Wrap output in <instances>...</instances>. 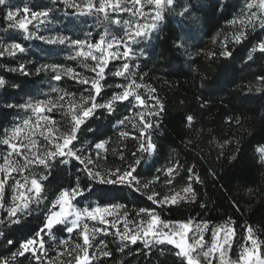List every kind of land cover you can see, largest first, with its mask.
I'll return each instance as SVG.
<instances>
[{
	"label": "trees",
	"instance_id": "1",
	"mask_svg": "<svg viewBox=\"0 0 264 264\" xmlns=\"http://www.w3.org/2000/svg\"><path fill=\"white\" fill-rule=\"evenodd\" d=\"M31 4L40 5V9L49 5L47 0H31ZM186 6L193 12L191 21L179 15ZM241 8L240 0H174L167 7L157 30L141 46L135 70L143 90L163 105L162 110L157 105L159 115L149 121L153 125L149 129L151 141L156 145L154 156L149 159L147 150H139L140 134L121 139L119 121L127 111L126 103L111 112L96 109L77 133V142L87 149H93L96 142H106V151L96 161L104 173L126 168L140 158L141 164L133 173L138 175L140 190L93 182L75 159L68 164L55 162L40 176L47 177L42 181L43 200L18 223L0 224L4 233L0 237V258L9 257L20 242L40 232L53 198L77 185L91 188L83 195L89 204H122L133 212L148 207L165 220L226 224L235 233L234 253L247 242L248 225L264 254V165L257 151L264 146V51H253L264 40V28H241ZM58 24L63 26L61 19ZM6 26L0 8V27ZM73 30L82 36L79 25ZM241 31L244 36L236 42ZM225 47L230 57L220 55ZM104 76L102 82L107 86L96 95V103H106L117 90L106 72ZM3 77L7 87L0 97L6 103L19 99L34 84L31 77L12 71L4 72ZM62 84L76 96L82 92V86L70 81ZM142 97L146 98L144 94ZM9 116L7 107H1L0 132ZM168 167L173 168L171 183ZM156 176L159 178L154 179ZM145 183L148 188L143 187ZM189 185L193 192L176 204L160 207L147 200L146 194L154 192L162 198L171 192H184ZM193 193L195 200L191 199ZM53 232L59 239L69 236L62 225L54 227ZM138 247L119 251L118 245L109 243L106 250L111 256L103 257L100 264H180L173 257L147 255L142 249L136 252ZM67 248L63 249L66 256L75 254ZM11 264L31 261L18 257Z\"/></svg>",
	"mask_w": 264,
	"mask_h": 264
},
{
	"label": "snow or ice",
	"instance_id": "2",
	"mask_svg": "<svg viewBox=\"0 0 264 264\" xmlns=\"http://www.w3.org/2000/svg\"><path fill=\"white\" fill-rule=\"evenodd\" d=\"M56 0H53L55 3ZM63 2L67 5L68 8L73 9L71 13H66V15L75 16L79 15H97L103 13V20L114 22L117 25H123L126 27V31L122 36L118 39H113L106 43L105 37L100 36L98 42H92V33H88L87 40L81 39H73L69 35H51V36H43L37 35L36 39L44 41L48 45H71L76 50L74 55L70 56V59L84 58L91 59L95 62V66L93 71L99 69L96 74V78L92 79L90 82L91 90L89 91L88 96L81 97V99L90 104L88 108H81L80 112H75L71 116V127L69 132L66 135H63L55 140L53 143V137L44 136V133H40L41 136H44L46 143L40 149V155H36L33 153L31 148L26 149V154L24 155V163L20 168L13 169L14 171L20 172L23 169L29 168V166H42L45 169H50L53 166L54 161L59 158L61 163H69L71 158H75L76 161L79 162L80 165L84 166V170L89 178L93 182H99L105 185H126L129 187H136L139 191V180L137 179L136 173L137 167L141 164V159L137 158L134 160L132 164H129L126 168H116L110 172H105L101 174L99 171H93L88 166L92 164L91 157L81 158V156L77 155V150H73V148H69L68 146L72 144V142L76 139V132L79 127L85 123V118H88L94 115V110L96 109H104L107 111L112 110V106L110 102L107 103H95V97L101 92L102 85L100 81L105 78V68L109 63V60H118L122 58H128L130 52H132V44L139 43L140 40H147L150 38L151 33L157 29L158 25L161 23L163 16L165 14V10L168 6L172 5L174 0H145L146 6H153L151 13H145L142 9L134 10L136 5L141 3V0H131L132 7L123 6L120 4H115L112 7L113 12H130L132 17H141L143 18L140 21H135L131 19H126L121 22L119 18H116L114 21L110 20L109 13L106 11V3L107 0H100L99 4H93L92 0H87V4L82 6L79 3H68V0H63ZM8 6L5 11V19L9 22V28H19L22 29L25 33L29 31L28 25L32 20L37 21L36 27L39 29L40 24L45 23V21H50V12L49 9L44 10H32L29 7L23 8V14L30 15L31 20H26L20 17V10H12L9 4V0H0V6ZM256 7L257 11H253V8ZM191 7L186 6L179 13L180 16L185 19L191 21L193 17V12L190 11ZM264 0H259L258 5H254L251 2L246 0L245 8L241 9V15L247 16V24L244 23L243 20L240 22L241 28H246L251 26L255 28L259 26L260 28H264ZM149 15H151V23L145 22L147 21ZM232 24H236V20L231 21ZM244 36V32L241 31L239 35L235 37L236 42L241 40V37ZM114 45H118L115 50H112ZM12 49H16L20 52H24L25 49L21 46L20 43H14L11 45ZM124 49L122 52L120 49ZM87 49V50H85ZM112 50V51H110ZM264 51V41L258 43L257 46L253 48V51ZM3 55V52H0V56ZM220 55L223 57H230L231 52L225 47ZM251 59V57H249ZM57 67H52V71L57 72ZM123 70H127L129 68L128 62H124L122 65ZM47 66H40L35 69V72L38 74L40 72L46 71ZM118 70L112 73V75L116 77L124 76V71ZM12 72L21 71L24 74H27L23 65L19 68L10 69ZM68 72H71V69H67ZM56 81L61 79L60 74H56L54 76ZM80 84H89V81L86 78H80L78 81ZM6 81L3 78H0V89L5 88ZM119 87V85H118ZM133 87H139V85H133ZM52 91H57L56 88H52ZM251 91V89H249ZM133 97V99L139 104H145V101L141 99V97L137 95H133L131 91H124L122 95L118 97H113V99H119L121 101L128 100L129 97ZM64 99L63 96L59 97V100L62 101ZM131 102V101H130ZM156 104L159 106V109H163V105H160L159 100L157 99ZM45 103H51L50 101L45 100H37L35 103L32 100L26 101L24 104L19 105H9V107H18L22 110H30L37 118V122L39 119H43L45 121H49L51 118L49 115H41L45 112V109L41 107V105ZM53 108L62 111L64 109L63 103L52 104V107L47 109L48 113L53 111ZM149 114L152 116H158L159 111L148 110ZM82 113V115H81ZM141 118H143V112L140 113ZM187 120H191V117H187ZM123 123V121H121ZM239 124L240 121L237 120ZM29 124V120H24L22 124L13 129L11 136L9 139H5L2 141L3 144L9 145L10 140L14 139L23 127ZM152 123L147 122L146 124H141L138 132L142 134L143 138H141V143L139 144L140 151H154L156 145L152 143L151 137L152 133L149 131L152 128ZM121 135L127 136L128 133L122 132ZM140 138V137H138ZM62 140V143L60 142ZM32 146L35 147L36 142L32 141ZM105 147V142H96L95 149H103ZM11 150L16 151V144H11ZM259 153V159L262 165H264V146H260L257 149ZM21 154L17 151V156L19 157ZM135 156V153H133ZM123 159V156H121ZM11 165L9 164L7 167L0 165V173H3L6 177L9 168ZM159 171V170H158ZM172 172L173 168L168 167L166 169V173L169 175L168 182H172ZM156 176L154 179H158ZM192 177H190L191 179ZM47 179V177L42 176L39 178V181L36 178L31 180L30 190H34L36 195H39L42 191V183ZM198 180L199 178L196 177ZM27 180V177H25ZM6 180H0V197L3 196V190ZM14 184L17 187L22 188L23 185L19 180L14 179ZM144 188H148V183H145ZM85 191H91V188L81 189L79 185L75 188L64 189L60 191L58 198L52 203V209H55L59 206V211L50 210L49 214L45 218L44 228L47 234L51 237V233L54 227L59 225H66V232L73 233L74 229L78 226V223L81 220L82 215L86 218H90L92 221H99L100 227L93 226L91 230H89L88 225L85 223L80 228L77 233L78 236L82 235V243L77 244L76 247L80 250L79 253L74 256L71 260L67 261V264H91L89 259V249L93 248V243L90 242L89 233L91 231L92 240H95L97 234L103 232L105 235L109 234L107 228H104L103 225L108 224V221L105 220V216L110 212L114 211L117 208H124L125 206L120 204H110V205H98L92 208L90 211L88 208H84L82 211L76 209L72 201L84 195ZM183 191L185 193H192L193 190L191 186L184 188ZM147 200L151 201L153 205H159L163 207L169 203L176 204L177 196L179 193L171 196H164L162 198H158L157 193L146 194ZM21 200H24V194L20 193ZM192 200H195V194L193 193L191 196ZM27 207V202L25 201L23 204L16 205L14 204L12 207L7 209L9 215V221L11 223H18L19 221L13 219L15 217L17 211H24ZM143 214L146 219H142L139 222V227L136 231L130 234V230L128 228V222L125 220L123 228L118 229L115 222H112L110 228L114 231H111V235L121 241L120 250L123 251L124 247L130 244H136L138 241H142L146 248L155 246V245H172L176 249L175 256L179 258L180 264H213V261H218V264H229V261H226L225 254L228 252L230 248V241L232 235L234 233L231 230H226L225 235L222 238V241L218 239L219 234L221 232L220 228H216L212 231V242L209 245L206 244L204 240V230L208 228V224L205 222L202 225L197 224L195 232L191 237H189V233L193 232L192 221L189 219L187 221H175L172 219H162L160 214L154 208H140L138 215ZM123 215H127V213H123ZM70 216H74L75 219L70 221L71 226H67L69 224L68 218ZM5 223L3 220H0V224ZM245 230L251 239V247L242 245V251L240 252L237 260L234 264H264V254H258L257 252V240L252 238L254 235L252 227L245 225ZM4 235L3 231L0 230V237ZM40 232L37 231L32 237L26 238L23 242H20V245L17 247L15 252H12L9 257L0 258V264H11V261L17 260L18 257H31L33 264H45V258L47 257V249L44 247L43 241L39 239ZM189 239H191V243H189ZM9 244H12L13 241H8ZM65 244L68 243L67 240L64 241ZM101 243H104L101 241ZM38 245V247H37ZM107 245H105V248ZM207 249V250H205ZM199 250V251H198ZM65 253H60V255H64ZM70 255V253H68ZM218 254V255H216ZM103 256L109 257L111 256V252L105 250L103 252ZM49 264H53L52 261H49Z\"/></svg>",
	"mask_w": 264,
	"mask_h": 264
},
{
	"label": "rangeland",
	"instance_id": "3",
	"mask_svg": "<svg viewBox=\"0 0 264 264\" xmlns=\"http://www.w3.org/2000/svg\"><path fill=\"white\" fill-rule=\"evenodd\" d=\"M47 1L49 5L44 6V9L51 10L50 21H45V23L40 24L39 29L36 27L37 21L35 20H32L31 23L28 25L29 31L27 33H25L22 29L19 28L13 29L9 28L8 26L3 28L0 27V52H3V55L0 56V78L5 79L3 77L4 72L10 71V69L12 68H19L21 65H23L27 74H24V72L21 71H16V73L31 77V82L34 83L33 86H31L32 88L22 92L19 99L12 100L10 103H6L5 100L0 97V108L6 106L8 111H10V116L7 121H5V124L0 132V165H3L5 167H7L9 164L11 165L6 177L3 173H0V180H6L3 190V196L0 197V220H3L5 223L10 222L7 209L12 207L14 204L20 205L23 204L25 201L27 202V207L24 209V211L18 210L15 217H13V219L19 220L22 216L28 213L31 207L38 205L40 201L43 200L42 181H40L42 183V191L39 195H36L34 190H30V184L33 178H36L39 181V178L41 175H43L42 173H44L45 168H43L42 166H29V168L23 169L20 172L14 171L13 169L20 168L23 165L26 149L31 148L34 154H41L39 150L42 149V146L46 143L44 136L53 137L54 139L52 142L55 143L56 139L63 135H66L69 132V129L71 127L70 120L72 114L75 112H80L81 108L86 109L90 106V104L85 103L81 99V97L86 98L88 96L89 91L91 90L90 82L92 79L96 78V74L99 71V69L93 71L95 62L92 61L90 58L84 59L78 57L75 60L70 59L69 57L74 55L76 50L73 46L48 45L44 41L36 39V36L69 35L73 39L87 40L88 33L91 32L92 42H98L100 36H104L105 41L107 43L113 39H118L127 30L126 27L122 24L117 25L114 22L103 20V13L97 15L77 14L75 16H70L66 15V13H71L73 9L68 8L67 5L63 2V0H56L55 3H53V0ZM99 2L100 0H92V3L96 5H98ZM245 2L246 0H240V5L242 7L241 9L245 8ZM248 2H251L254 5L259 4V0H248ZM68 3H79L84 6L87 4V0H68ZM9 4L12 10H20L21 14L19 18H24L26 20H31V17L30 15L23 14L24 7H29L32 10H44L43 8L40 9V5L38 4H31V0H9ZM115 4H120L121 7H132L131 0H107L106 11L109 13L110 20L114 21L116 18H119L122 22L126 19H131L135 21H140L143 19L141 17H132L130 12H113L112 7ZM7 7V5L0 6L4 17ZM152 7L153 6H146L145 0H141V3L139 5H136L134 10L142 9L145 13H151ZM253 11H257V8L254 7ZM59 19H61L63 26L58 24ZM241 20H243L244 23L247 24V16L241 15L240 11L239 21L241 22ZM145 22L151 23V15H149L147 21ZM6 23L9 24L8 21H6ZM76 25H79V27L81 28L83 32L82 36H79V34L76 32L74 33L73 29ZM147 41L148 39L140 40L139 43L132 44V52H130L128 58H122L118 60L110 59L108 65L105 68L106 77L111 78L112 81L116 83L115 89H117L115 94L107 101L111 103V111H114L115 109H117V107H120L119 105H122L123 103L127 104V111L124 113L123 118H121L119 121V125L120 127H122L120 129V136L122 140H124L128 136L137 137L140 134L138 132V129L140 128L141 124H146L151 120L152 115L149 114V109H151L152 111H158V106L157 104H155V98L153 96L147 95V92L143 90L144 86L138 81L137 78H135L137 58L140 56L141 46L144 45ZM14 43H20L21 46L25 49V51L20 52L16 49H12L11 45ZM116 47H118V45H114L112 50H115ZM123 50L124 49L122 48L120 49L121 52ZM124 62H128L129 64V68L127 70H123L122 68ZM42 65L47 66V70L37 74L35 72V69ZM54 66H58L57 72L55 73L51 70ZM67 69H71L72 71L68 72ZM118 70H123L125 73L124 76L116 77L112 75L113 72ZM56 74L61 75V79L59 81H56L54 79V76ZM80 78H86L89 81V84L78 83L77 81ZM62 81H70L78 86H82V92L78 96L68 92L66 87L62 84ZM100 84L102 85V88L107 86L104 81L102 82V80L100 81ZM133 85H139V87H133ZM6 87L7 82L5 88ZM5 88L0 89V94L1 92H4ZM52 88H56L57 91H52ZM126 90L131 91L133 95L138 94L141 99L145 101V104H139L131 96L128 98V100L123 101L119 99H113V97H118L122 95V93ZM143 94L146 96V98L142 97ZM61 96L64 97L62 101L59 100V97ZM28 100H32L34 103L37 100L50 101L51 103H45L41 105V107L45 109V112L41 115H49L51 119L49 121L39 119L37 122L36 116L30 110H22L18 107H9V105L24 104ZM94 102L96 103V100ZM57 103H63L64 109L60 111L56 108H53V111L51 113H48L47 109L52 107V104ZM141 112H143V118H141ZM24 120H29V124L23 127L22 130L17 133L14 139L10 140L9 145L3 144L2 141L5 139H9L13 129L20 126ZM62 121L66 122L62 123ZM121 121H123V123H121ZM78 131L79 129L76 132V139L68 147L73 148L74 151L78 149L79 151H77V155L81 156V158L91 157L92 164L88 167L93 171H99L101 174H104V172L100 170V165H98L96 161L97 159H100V157L106 151V142L105 147L103 149L97 150L95 149V146L93 149L84 148V145L79 144L77 142ZM122 132H126L128 133V135L123 136L121 135ZM40 133H44V136H41ZM140 135L142 136V134ZM32 141L36 142L35 147L32 146ZM60 142L62 143V140H60ZM12 143L16 144V151L11 150ZM17 151L21 154L19 157L17 156ZM154 152L155 150L147 152L149 154V159L154 156ZM72 159L75 158H71L70 161H72ZM55 162L60 163V159L57 158L54 163ZM25 177H27V180H25ZM14 179L19 180L23 187H17L14 184ZM20 193L24 194V200H21L19 198ZM59 193L51 201L47 214H49L50 210L59 211V206H57L55 209H52V203L55 201V199L58 198ZM176 193H179V195L177 196V202H179L183 197L190 195V193L185 192H171L166 196L175 195ZM72 204L76 209L81 211L84 208H88L91 211L93 207L102 205L99 202H93L92 204H89L85 201L83 196L73 200ZM133 211L134 209H127L126 207L117 208L114 211H110L105 216V220L108 221V224L103 225V227L107 228L109 231V234L107 235L101 232L96 235L95 240L93 241L90 231V242H92L94 245L93 248L89 249V259L91 264H100V260L105 257L103 256V252L106 250L105 245L108 246L109 243H114L115 245H118V249L119 251H121V241H119L117 238L110 234L111 231H114L110 228V225L112 222H115L117 228L122 229L125 220H127L130 234L134 233L139 227L140 220L146 219V217H144L143 214L138 215L139 210H135V212ZM125 212L127 213L126 216L123 215V213ZM73 219H75L74 216H70L68 218L69 224L67 226H71L70 221ZM85 223L88 225L89 230H91L93 226H101L99 221H92L90 218H86L82 215L81 220L78 223V226L74 229L73 233H68V238L59 239L55 235L53 230L51 233V237L47 234L45 228L40 231L39 239L43 241L44 247L47 249V257L45 258V264H49V261H52L53 264H67V261L71 260L74 256L79 253L80 250L76 247V245L77 243H82V235L78 236L77 233ZM197 224L202 225L203 223L192 221V224L190 226L192 227L193 232L189 233V237H191L195 232ZM62 227L66 229V225H62ZM216 228L221 229V232L218 237V239L221 241L223 236L225 235L226 230H231V232L234 233V231L226 224L217 226H210L208 224V228L204 230V240L209 246L212 242V231H214ZM234 236L235 233L234 235H232L230 241L231 246L228 252L225 254L226 261H229V264H234L240 252L242 251L241 248L240 250H238V253L235 252L236 254L232 252ZM78 239L80 242H78ZM65 240L68 241L67 244L64 243ZM101 241H103L104 243H101ZM69 243H72L73 246L69 247ZM189 243H191V239H189ZM245 244L246 246L251 247V239H249V236L247 237V242ZM65 246L68 247L67 250L71 249L72 254H75H73L71 257L68 256L69 254L67 256L65 254L60 255V253L62 252L66 253L63 250ZM133 246H139L136 252H139L142 249L147 252V255H152V253H156V255L160 254L165 258L173 257L174 259L179 260V258L176 257L174 254L176 250L172 248L174 247L172 245H155L146 248L142 241H138L136 244L129 243L127 247H124L123 250L127 248L130 249ZM257 252L258 254H262L258 241ZM29 259L31 261V264H33L31 257H29ZM213 264H218V261L214 260Z\"/></svg>",
	"mask_w": 264,
	"mask_h": 264
}]
</instances>
